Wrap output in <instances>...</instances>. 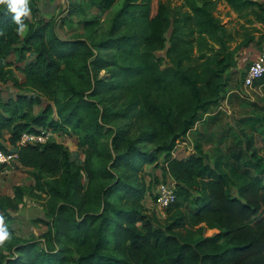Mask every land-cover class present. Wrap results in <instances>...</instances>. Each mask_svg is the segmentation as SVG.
<instances>
[{
    "label": "trees",
    "instance_id": "16d2710c",
    "mask_svg": "<svg viewBox=\"0 0 264 264\" xmlns=\"http://www.w3.org/2000/svg\"><path fill=\"white\" fill-rule=\"evenodd\" d=\"M117 1L70 2L66 17H79L86 33L73 39L30 17L26 34H19L13 14L0 6V61L16 54L9 67L26 80L21 84L11 74L10 81L31 91L5 99L0 88V150H7L1 142L7 131L16 145L24 132L43 129L72 131L85 149L82 167L56 141L21 147L19 163L38 169L37 184L43 173L61 175V185L41 189L63 203L45 223L53 247L23 242L5 264H264V108L242 120L253 134L213 163L201 144L190 157L173 156L177 143L218 103L225 74L251 41L232 47L235 36L214 16L216 3L240 14L252 8L264 13V3L184 0L182 10L156 0H124L104 32L99 16L88 17L87 10L106 13ZM38 2L30 0L31 13L39 12ZM165 50V57L157 56ZM31 53L35 59L27 62ZM44 98L54 106L34 115ZM54 108L58 120L51 117ZM119 121L125 124L111 125ZM135 124L139 135L131 139ZM161 158L177 193L165 227L148 213L143 201L149 187L140 177ZM158 183L151 174L150 187Z\"/></svg>",
    "mask_w": 264,
    "mask_h": 264
},
{
    "label": "rangeland",
    "instance_id": "374dc122",
    "mask_svg": "<svg viewBox=\"0 0 264 264\" xmlns=\"http://www.w3.org/2000/svg\"><path fill=\"white\" fill-rule=\"evenodd\" d=\"M74 0H39L37 6L39 12L31 13L30 18L36 23H46L53 25L58 35L63 39H73L78 36H84L85 30L79 17L68 19L69 3ZM167 5L170 9L177 8L187 10L184 7V0H156ZM201 3V0H198ZM264 3V0H256ZM78 2V0H77ZM124 0H118L114 7L106 12L100 13L95 9L87 10L88 17L99 16L102 30L107 31L110 21L114 14L123 5ZM215 17L220 19L230 32L235 36V41L231 44L236 47L244 40L250 38L251 41L247 45L241 47L236 54V65L227 71L225 74L226 87L221 93V98L218 103L208 110L207 114L201 117V120L188 133L185 139L177 143L173 151V156L177 158L190 157L196 154V145L201 144L204 153L213 163L221 154H228L235 146H239L245 141L244 135L250 136L253 134L251 127H246L242 124V120L248 117L258 116L261 108H264V78L255 84L254 88L249 89L244 87V76L247 69L245 57H251L252 53H246L247 50L252 52L264 54V21H259L258 16L264 17L262 10L252 8L246 13L240 14L234 11L226 2L218 1L213 11ZM245 16V17H244ZM27 32V31H26ZM26 32L24 34H26ZM172 32V27L166 32L165 37L169 39ZM101 33V32H100ZM23 34V35H24ZM22 41L15 44L16 47L22 45ZM196 51V49H195ZM166 50L157 53L159 57H165ZM242 55L244 57H242ZM35 54L31 53L27 56V62L35 59ZM16 57V54L6 60L0 61V68L3 69V74H0V88L5 99L15 97L17 94H29V88L23 86L18 87L13 81H10L11 74L15 76L21 84L25 83V76L19 72L15 67H9ZM168 60L162 63V67H166ZM12 69V70H10ZM10 70V71H8ZM12 72V73H6ZM106 75L105 71L101 72V76ZM124 101V100H123ZM123 101H119L120 105ZM51 104L47 98H44L40 106L35 107L33 114L39 115L46 110V107ZM54 106V105H53ZM58 120L57 113L54 112L51 116ZM115 124L124 125L125 121L114 122ZM139 125L135 124L130 134V138L134 139L139 135ZM54 134L57 136V143L61 144L69 151V158L76 165L84 166L85 149L78 143V137L72 131H63L56 129ZM11 137L10 132H5L1 142L6 146L7 150L12 145L9 142ZM106 140L111 142V136H107ZM260 143V142H259ZM152 146H146L150 149ZM125 149V147H124ZM109 159H105L103 164H110ZM163 158L152 166H145L144 171L140 177L145 180L147 187H149L148 194L143 203L148 209L151 216H155L160 226L168 225V212L166 209L160 208L151 193H156V188L160 183H168L169 181L175 183L173 178L163 175L162 164ZM38 169L24 168L18 164H11L8 166H0V215L5 218V223L11 233L10 242H6L5 246L0 248V264H5V261L13 257L16 253V246L23 242L38 241L43 243L48 240L49 226L45 223H51L54 219L55 208L59 207L63 202L49 195L47 190V183L62 184L61 175L42 174L40 184H37L35 173ZM119 176L118 171H114ZM151 174H155L158 179V184L155 187H150ZM88 185V177L83 175V186L86 190ZM41 186L45 188L41 189ZM111 200L117 206H124L116 196ZM264 217V208L261 212ZM49 248L53 245L47 242ZM73 254H76L75 252Z\"/></svg>",
    "mask_w": 264,
    "mask_h": 264
},
{
    "label": "built area",
    "instance_id": "2783aa9c",
    "mask_svg": "<svg viewBox=\"0 0 264 264\" xmlns=\"http://www.w3.org/2000/svg\"><path fill=\"white\" fill-rule=\"evenodd\" d=\"M244 61L247 64L243 81L244 87L252 89L256 82L264 77V54L256 58L245 57ZM51 141H57V136L51 129H43L36 133L24 132L16 145H11L8 150H0V165L18 164L19 150L25 145L41 146ZM155 198L160 208H169L177 200L175 183H160L156 188Z\"/></svg>",
    "mask_w": 264,
    "mask_h": 264
},
{
    "label": "clouds",
    "instance_id": "9594fccd",
    "mask_svg": "<svg viewBox=\"0 0 264 264\" xmlns=\"http://www.w3.org/2000/svg\"><path fill=\"white\" fill-rule=\"evenodd\" d=\"M30 0H0V6H6L7 11L12 13L13 22L18 26L17 32L24 34L27 31L28 25L25 19L30 17ZM2 35V33H0ZM11 233L5 223V218L0 215V248L4 247L6 242H10Z\"/></svg>",
    "mask_w": 264,
    "mask_h": 264
},
{
    "label": "crops",
    "instance_id": "0c3cea01",
    "mask_svg": "<svg viewBox=\"0 0 264 264\" xmlns=\"http://www.w3.org/2000/svg\"><path fill=\"white\" fill-rule=\"evenodd\" d=\"M252 53L251 54V57L252 58H256V57H258L259 55H261L260 53H256V52H252V51H250V50H247V52H245V54L244 55H247L246 53ZM242 57H244L243 55H242ZM169 182H171V181H169Z\"/></svg>",
    "mask_w": 264,
    "mask_h": 264
}]
</instances>
